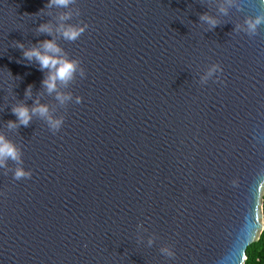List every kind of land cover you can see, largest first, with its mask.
Returning <instances> with one entry per match:
<instances>
[{
    "label": "water",
    "instance_id": "1",
    "mask_svg": "<svg viewBox=\"0 0 264 264\" xmlns=\"http://www.w3.org/2000/svg\"><path fill=\"white\" fill-rule=\"evenodd\" d=\"M45 3L0 0V135L19 151L0 163V264H243L264 189V22L245 19L264 3ZM62 24L85 31L67 41ZM44 39L78 62L64 103L15 46ZM20 103L60 127L19 124Z\"/></svg>",
    "mask_w": 264,
    "mask_h": 264
},
{
    "label": "clouds",
    "instance_id": "2",
    "mask_svg": "<svg viewBox=\"0 0 264 264\" xmlns=\"http://www.w3.org/2000/svg\"><path fill=\"white\" fill-rule=\"evenodd\" d=\"M71 0H46L44 8L56 6L59 8H66ZM264 3V0H261ZM44 9H40L43 11ZM223 10V9H222ZM70 16L69 13H62L60 16L61 20H66ZM200 19L206 21L209 25L215 26L217 21L207 14H201ZM264 22V13H258L255 16L246 17L245 23L247 25V30L249 34H255L257 31V26ZM38 33H47L52 35V27L50 23L43 22L37 27ZM59 35L67 41H75L80 35L85 31V26L72 25V24H62L58 27ZM16 48L21 50L22 57L26 61L35 60L39 64L40 70L48 69L46 75L43 76L41 84L45 87L48 93H56V99L60 103H64L68 99L67 94H62L57 89V82L66 84L69 80L73 78V75L77 68V61L74 59H69L66 55H60L62 49L56 43L54 39H44L37 41L30 47H25L22 41H16ZM211 69L209 70V74ZM31 84H28L25 88V94L29 95L31 91ZM79 99V97H78ZM12 113L15 115L19 124L27 126L32 118L33 114H39L41 117L46 118L48 125L53 130L58 129L62 123L61 118H54L49 114V109L45 104L35 103L31 108L29 106L20 103L13 105L11 108ZM15 121H8L9 126H14ZM10 158L13 161L19 160V151L16 146L9 140H6L2 135H0V163L3 159ZM15 178L20 179L23 177H29L30 172L25 171L21 167H17L15 170ZM258 194L264 196V189H258ZM167 255H172L170 251L164 249Z\"/></svg>",
    "mask_w": 264,
    "mask_h": 264
},
{
    "label": "trees",
    "instance_id": "3",
    "mask_svg": "<svg viewBox=\"0 0 264 264\" xmlns=\"http://www.w3.org/2000/svg\"><path fill=\"white\" fill-rule=\"evenodd\" d=\"M262 213L263 228L257 239L247 248L243 264H264V196H262Z\"/></svg>",
    "mask_w": 264,
    "mask_h": 264
}]
</instances>
